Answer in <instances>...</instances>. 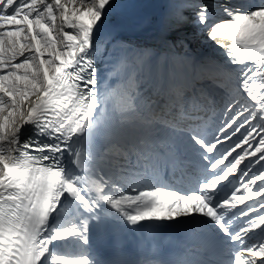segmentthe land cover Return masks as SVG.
Returning a JSON list of instances; mask_svg holds the SVG:
<instances>
[{"label":"snow or ice","instance_id":"snow-or-ice-1","mask_svg":"<svg viewBox=\"0 0 264 264\" xmlns=\"http://www.w3.org/2000/svg\"><path fill=\"white\" fill-rule=\"evenodd\" d=\"M76 4L77 0H0V264H43L50 245L69 237L87 246L90 224L102 216L119 214L137 225L193 213L207 218L230 242V247L211 257L213 264L223 259L228 264H264V242L245 245L249 233L264 228V72L253 66L264 68V0L251 11L221 5L228 19L216 22H211L207 3H187L167 22L168 28L177 31L188 23L206 30V38L217 47H226L223 40L232 42L223 63L212 57H186L218 89L216 95L204 94L198 106L219 109L221 116L211 129L197 123L180 134L185 151L195 153L198 159L193 162L202 170L193 178L192 193L143 190L133 183L132 194L121 193L119 198L107 193L123 188L122 181L144 182L150 165L110 174L98 166L102 155L86 154L78 146L116 131L113 121L125 118L107 112L98 59L125 48L122 34L135 26V5L130 0H79V7ZM65 26L74 31H64ZM171 44L191 51L183 36L177 35ZM241 51L242 56L233 54ZM142 56V52L133 54L136 61ZM243 61L253 63L230 67ZM119 63L132 68L126 54ZM233 76L234 88L225 83ZM257 77L260 83L255 82ZM182 84L183 77L173 72L158 88L161 94L175 91L179 95ZM140 119L129 131L135 139L133 148L148 161L153 122L147 115ZM25 125L32 126L33 135L22 140L30 130ZM229 141L223 150L218 147ZM244 145L242 153L237 152ZM246 157H254L243 169L246 194L237 195L240 189L236 188L230 196H222L218 185L229 182ZM255 165L259 168L254 171ZM253 197L261 199L229 218L230 209ZM105 204L115 212L105 209ZM68 206L73 209L70 218L65 216ZM54 213L58 223L49 226ZM236 216L248 217L238 229L233 227ZM207 246L212 248L213 241ZM50 264L94 261L89 255L74 260L54 256ZM185 264H198V260Z\"/></svg>","mask_w":264,"mask_h":264},{"label":"bare ground","instance_id":"bare-ground-1","mask_svg":"<svg viewBox=\"0 0 264 264\" xmlns=\"http://www.w3.org/2000/svg\"><path fill=\"white\" fill-rule=\"evenodd\" d=\"M61 2L67 3L68 0H61ZM130 3L135 5V7L132 9L135 20V26L129 28L122 34L125 48L123 50L118 49L114 52H110L107 57L98 59V63L100 64V69L98 73V77L101 82L100 87L105 90L106 96H108L107 93L110 85L115 80L114 72L116 70L117 63H119L120 57L125 54L129 55L133 50V45L136 43L147 41V42H151L152 44L156 43L158 46L161 47L175 48L172 47L171 42L175 41L177 35H180L186 38L189 46H194L196 49L200 51L205 50L203 49L202 43H204V41L207 39L206 30L196 29L191 23L182 26L178 31L167 27V22H169L172 19L173 15L183 10L181 8V5H185L187 3H191L192 5L199 3H207L209 5V9L211 12V22H216L218 20L228 19L227 17L224 16L221 9V5L242 6L246 10L248 9L249 11H251L255 7H258L260 5L261 0H130ZM69 7L71 8L72 6L69 5ZM76 7H79V0H77ZM184 14L186 16H190V13L187 11H185ZM56 23L57 25H59L61 22L57 20ZM64 31L73 32L74 30L67 28L65 26ZM222 42L225 44L226 47L223 48L217 47L216 43L213 42V45L217 49V51L214 53V57L221 63H223L225 60L224 52L227 50V46L232 44L230 40H223ZM233 54L242 56L243 52L242 51L239 53L234 52ZM20 59L22 60L23 58ZM249 63H253V62L243 61L241 65L230 66V67L238 68L240 66ZM253 66L259 68L260 71L264 72V68H260V65L253 64ZM255 82L260 83V79L258 77L255 78ZM217 91L218 90H216L215 92L217 93ZM145 93H148V91H146ZM155 96H158L159 99H156V97L151 98L149 95H142V97H138L140 103L136 102L137 104H130L128 110L129 108H131V112H132L131 118L136 119L139 123H141V119H140L141 115H147L153 122L151 124V127H153V124L156 125L154 126V128L158 129V131L155 132L157 134L168 135L181 140L180 134L183 131H185L188 127L194 126L197 123H201V124H206L208 128L210 126L213 127L215 126V123H218L220 114H215L214 111L208 113L207 110L204 108H201V110L203 111L205 110V112L201 113L198 106V103L200 101L196 98L192 101H189L188 108H186L183 107V105L179 106L177 105V103L172 104L170 102L165 101L167 94L156 93ZM151 99H154L155 102L153 100L150 101ZM194 101L197 102L196 105H194ZM184 104L187 103L184 102ZM146 105L148 107H146ZM141 106L144 108L141 109ZM135 107H138L141 110L134 111ZM149 107L151 109L150 111L148 110ZM174 107L179 108L178 114H176ZM207 113H208V117L206 116ZM165 122H169V123H165ZM119 123L113 124V128L116 129V131L109 133L111 134L110 136H112L110 140H113V138L114 139L121 138L122 143L131 142L133 146L135 139L134 136L129 131L132 127H121ZM170 125L174 127H171ZM173 133H175V135ZM104 136L106 135L96 136L93 139L94 144L91 145L88 152H92L97 155H102L103 158H106L105 148H106V142L108 140L105 139ZM161 142L163 141H158V144H161ZM164 142L171 145V143L167 141ZM230 143L231 141L218 147H220L221 150H223V148L227 147L228 144ZM85 144L86 142L83 141L82 144L78 146V150L81 151L82 146H84ZM5 146H6V142H5ZM135 150L137 153H139V150L137 148H135ZM242 151L243 148L237 150V152H242ZM155 163H157V161L153 160L149 162H144L142 165L145 164L154 165ZM221 167H223V165ZM132 168L133 167L131 164L128 166L127 164L120 166L119 163L116 162V164L113 165L112 170L109 172L111 174L113 171L122 172L124 169H132ZM255 170H257V168ZM147 172L149 174L143 178L144 182H142L140 179H136V180L130 179L127 181H122V183H124L123 188L119 190L114 189L113 192H108L107 194L110 196L115 194V198H119V194L121 193L124 195L132 194V189L130 185L133 183L137 184L143 190L166 191L168 189H171V182L180 179L179 177L173 176L172 172L168 171V169L165 167V164L163 162H160L156 165V172L158 174L155 173L153 169L150 167H148ZM159 173H162V176H160ZM193 174L197 176V174L199 173L193 172ZM232 175H236L240 180V184H238V188L240 189L239 195L246 194L243 185L245 184L247 178L242 176L243 169L242 170L237 169V172L235 174H230L229 178ZM250 175L251 173H249V176ZM259 183L261 182L257 181V184ZM259 199H261V197H253L252 199L245 200L243 203L251 204ZM104 207L105 209H109L110 212H115V209H111L110 205L105 204ZM72 212L73 209L71 208V206L66 207L65 216L66 217L71 216ZM249 215L254 216L255 212H250ZM115 217L116 216L112 217L111 215H109L107 218H104L102 216L99 221L94 220L90 224L89 245L87 246H83L78 243H75L74 238L72 237H69L67 240H58L53 242L50 245L49 254L46 255V257L44 258L43 264H50V260L54 256H64L61 255L60 252L67 253L69 251L71 252V250L76 248L79 249L82 248L86 252L85 255H89L90 258L94 261V264H99L101 251L99 250L98 247L100 243V240L98 238V233L107 234L111 230L113 225L116 224ZM57 223H58V217L57 214L54 213L49 220V226H55ZM60 226H63V221H61ZM261 242H264V240ZM77 258L78 257L71 256L70 260H74Z\"/></svg>","mask_w":264,"mask_h":264},{"label":"rangeland","instance_id":"rangeland-1","mask_svg":"<svg viewBox=\"0 0 264 264\" xmlns=\"http://www.w3.org/2000/svg\"><path fill=\"white\" fill-rule=\"evenodd\" d=\"M202 44H203V49L205 50L200 51L196 49L194 46H190L191 51H188V52H185V50L181 49L179 46L175 48H167V47L158 46L156 43L152 44L151 42H147V41H142V42L134 44L133 50L128 55L129 60L132 61V70L134 69V74L127 65L117 63L114 75H115V78L120 79L121 84L119 86L112 87V90L109 93V98H107L108 96H106L107 103L111 105L112 102H119V101L124 102V104L122 105V110L128 115H132V112L128 110V107L130 106V104L140 103L138 97H142V95H148L147 93H145L146 91H148L147 90L148 78L147 79L145 78L143 74L144 70H147V72L149 71V76L153 77V79L157 77V74L161 75L162 71H165L169 68H177V66H184V64H187V67L191 68L192 70L197 68V70L200 71V68L197 65H195L193 62H190L186 57H195L197 60L202 59V57L203 58H206V57L215 58L214 53L217 51V49L213 45V42L209 41L208 39H206L204 43ZM139 50L148 52L147 57H146L145 52H142L143 57L141 58V60H143V62L141 60L136 61L133 57V54L137 53ZM149 53H152V54L150 55ZM126 69H129V70H126ZM201 77L204 83L207 82L210 86H212L210 84V81L206 78V73L201 71ZM221 79H224V78L222 77ZM225 83L226 84L230 83L231 87L234 88L235 86L234 76L232 77L230 82L225 80ZM135 89H137V91L134 92V97L131 96L132 94H129L126 97V99L123 100L124 93L127 90L134 91ZM139 94H141V96ZM216 94L217 93L214 92L213 95H216ZM152 100L154 101V99H151L150 101ZM198 100L201 102L200 99ZM142 108L144 107L141 106V109ZM141 109L138 107H135L134 111L136 110L140 111ZM199 110L201 113L205 112V110L204 111L201 109ZM207 111L209 113V110ZM208 113L206 114L207 117H208ZM134 120L137 121L136 119ZM123 121L125 124L129 125V127L131 125H135V122L133 120L125 119ZM91 143H92V140L88 141V145H90ZM83 152H87L86 147H83ZM132 167L134 168V166ZM258 168L259 167L257 166V169Z\"/></svg>","mask_w":264,"mask_h":264}]
</instances>
